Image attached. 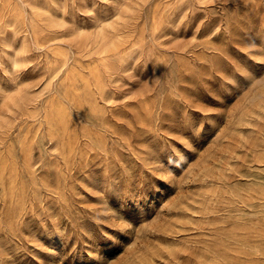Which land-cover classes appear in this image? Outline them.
<instances>
[{
    "label": "rangeland",
    "instance_id": "374dc122",
    "mask_svg": "<svg viewBox=\"0 0 264 264\" xmlns=\"http://www.w3.org/2000/svg\"><path fill=\"white\" fill-rule=\"evenodd\" d=\"M0 264H264V0H0Z\"/></svg>",
    "mask_w": 264,
    "mask_h": 264
}]
</instances>
